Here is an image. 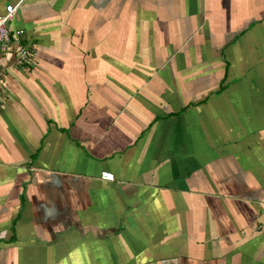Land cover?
Segmentation results:
<instances>
[{"label": "crops", "instance_id": "1", "mask_svg": "<svg viewBox=\"0 0 264 264\" xmlns=\"http://www.w3.org/2000/svg\"><path fill=\"white\" fill-rule=\"evenodd\" d=\"M7 5L0 264H264V0Z\"/></svg>", "mask_w": 264, "mask_h": 264}, {"label": "built area", "instance_id": "2", "mask_svg": "<svg viewBox=\"0 0 264 264\" xmlns=\"http://www.w3.org/2000/svg\"><path fill=\"white\" fill-rule=\"evenodd\" d=\"M17 9L18 5H7L4 12L0 13V52L7 51V45L13 44L17 57V63L19 65H29L31 63L30 54L28 50L22 47L18 42L21 32L17 31L12 36H10L8 29V25L13 19ZM113 178V175L110 173H104L101 175V179L103 180L112 181Z\"/></svg>", "mask_w": 264, "mask_h": 264}]
</instances>
